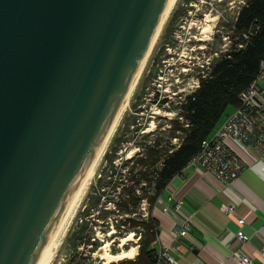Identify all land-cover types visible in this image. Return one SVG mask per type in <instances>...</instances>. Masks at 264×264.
<instances>
[{
  "label": "water",
  "instance_id": "water-1",
  "mask_svg": "<svg viewBox=\"0 0 264 264\" xmlns=\"http://www.w3.org/2000/svg\"><path fill=\"white\" fill-rule=\"evenodd\" d=\"M171 0H0V264H36Z\"/></svg>",
  "mask_w": 264,
  "mask_h": 264
},
{
  "label": "trees",
  "instance_id": "trees-1",
  "mask_svg": "<svg viewBox=\"0 0 264 264\" xmlns=\"http://www.w3.org/2000/svg\"><path fill=\"white\" fill-rule=\"evenodd\" d=\"M233 29L231 48L212 61L206 78H201L193 93L177 96L176 104L169 97L157 102L163 107L171 103L176 116L165 119L170 126L162 134L161 126L154 132L143 133L144 142L137 145L138 151L123 162L126 172L119 171L118 175L116 158L106 156L110 164L97 180L93 191L96 199L89 208L86 206V215L98 211L102 218L99 225L108 232L114 227L117 235L135 232L140 236V252L128 264H156L155 242L160 230L154 206L173 178L187 167L202 142L238 107L239 94L257 77L264 59V0H245ZM143 131L145 128L140 129ZM155 132L158 135L147 142ZM103 198L115 203L116 210L108 209ZM116 213L122 218L112 220V215L118 216ZM83 239L75 238L72 244L76 247Z\"/></svg>",
  "mask_w": 264,
  "mask_h": 264
},
{
  "label": "rangeland",
  "instance_id": "rangeland-1",
  "mask_svg": "<svg viewBox=\"0 0 264 264\" xmlns=\"http://www.w3.org/2000/svg\"><path fill=\"white\" fill-rule=\"evenodd\" d=\"M244 4L245 0H179L132 96L131 106L52 264H128L136 260L141 248L139 235L129 233L132 237L121 245L123 236L128 237L126 233L117 235L114 227L108 233L106 227L99 225L102 218L98 211H91L86 215V206L89 208L96 199L93 191L97 180L110 164L106 156L114 155L118 175L119 171L124 173L126 170L122 166L123 162L138 151L137 145L144 142L143 133L154 132L161 126L159 130L162 134L169 128L165 119L176 116L173 105L170 103L163 107L157 102L169 97L176 104L177 96L191 94L198 88L195 87L197 79L206 78L211 61L231 48L233 24ZM143 128L145 131L141 133L140 129ZM156 135L157 132L146 141H152ZM105 201L103 198L102 202L108 209L116 210L115 203ZM119 217L122 218L121 215L111 216L112 220ZM90 236H95L98 241ZM82 237L84 239L75 247L73 240ZM133 247L137 252L132 259L109 260L107 257L108 254L116 255Z\"/></svg>",
  "mask_w": 264,
  "mask_h": 264
},
{
  "label": "crops",
  "instance_id": "crops-1",
  "mask_svg": "<svg viewBox=\"0 0 264 264\" xmlns=\"http://www.w3.org/2000/svg\"><path fill=\"white\" fill-rule=\"evenodd\" d=\"M229 146L246 163V170L231 184H224L211 173L189 166L169 183L153 209L159 220L157 250L168 248L179 264H237L240 255L264 261V154L234 138ZM236 203L237 214L246 218L240 226L224 206ZM187 224L189 236L176 238L174 231ZM242 230L251 239L242 243Z\"/></svg>",
  "mask_w": 264,
  "mask_h": 264
},
{
  "label": "built area",
  "instance_id": "built-area-1",
  "mask_svg": "<svg viewBox=\"0 0 264 264\" xmlns=\"http://www.w3.org/2000/svg\"><path fill=\"white\" fill-rule=\"evenodd\" d=\"M199 86L200 78L197 79L195 87ZM239 101L238 107L227 116L211 137L202 142L199 151L187 164L196 170L213 174L224 184H231L247 168L246 163L227 143L228 138H234L245 146L264 154V59L260 62L257 77L246 90L239 94ZM237 206L236 203L230 202L224 206V211L235 216L242 227L246 223V218L237 214ZM258 231L264 235V226ZM173 234L176 238L188 237V225L178 226ZM237 239L245 243L251 238L239 230ZM157 251L156 264H179L167 247ZM261 255L264 258V250ZM237 264H264V261L256 263L251 256L243 254L238 257Z\"/></svg>",
  "mask_w": 264,
  "mask_h": 264
},
{
  "label": "bare ground",
  "instance_id": "bare-ground-1",
  "mask_svg": "<svg viewBox=\"0 0 264 264\" xmlns=\"http://www.w3.org/2000/svg\"><path fill=\"white\" fill-rule=\"evenodd\" d=\"M179 0H171L168 8L161 20V23L155 33V36L150 44V47L148 49L147 55L138 71V74L135 77L134 80V84L129 92V95L124 103V106L120 112V114L118 115L112 129L111 132L92 168V170L90 171L89 175L87 176L84 185L79 193V195L77 196L75 202L73 203L72 207L70 208L69 212L67 213L66 217L64 218V220L62 221L61 225L59 226L58 230L56 231L55 235L53 236L52 240L50 241V243L48 244V246L45 248V250L43 251V253L41 254V256L39 257L38 261L36 264H52L54 258L57 255V251L59 250V248L61 247V244L63 242V239L65 238V235L67 234L66 232L68 231L69 227L71 226V223L73 221V219L75 218V215L79 209V207L81 206L82 202L84 201L85 196L87 195V192L92 184L93 179L95 178L98 168L101 164V162L103 161L105 154L107 152V150L109 149L111 142L113 141V138L115 137L119 126L126 114V112L128 111L129 107L131 106L132 103V96L136 90V88L138 87L140 80L149 64V61L151 60L152 57V53H154L153 51L155 50V47L158 44V41L161 39L165 27L169 21V18L172 14V12L174 11L176 5L178 4ZM132 237V235H128L127 238L123 237V239H121L122 244H124L128 239H130ZM136 248L133 247L129 250H123L120 253H117L116 255H110L108 254L107 257L109 258V260H113V259H126V258H133L134 255H136ZM106 258V260L108 259Z\"/></svg>",
  "mask_w": 264,
  "mask_h": 264
}]
</instances>
